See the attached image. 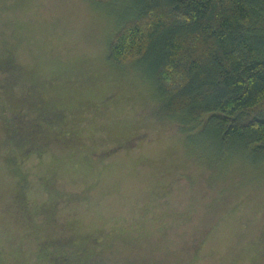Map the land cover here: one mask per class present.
<instances>
[{
	"label": "rangeland",
	"instance_id": "1",
	"mask_svg": "<svg viewBox=\"0 0 264 264\" xmlns=\"http://www.w3.org/2000/svg\"><path fill=\"white\" fill-rule=\"evenodd\" d=\"M129 7L0 0V264H50L37 256L43 242L136 228L164 231L137 251L116 245L107 264H264V164L208 155L207 128L182 132L140 63L107 62ZM47 103L64 110L77 137L20 158L8 111L34 116ZM171 210L184 222L172 225Z\"/></svg>",
	"mask_w": 264,
	"mask_h": 264
},
{
	"label": "trees",
	"instance_id": "2",
	"mask_svg": "<svg viewBox=\"0 0 264 264\" xmlns=\"http://www.w3.org/2000/svg\"><path fill=\"white\" fill-rule=\"evenodd\" d=\"M126 1L130 10L108 42L107 62L116 67L140 63L160 108L181 123L182 132L199 124L207 128L208 155L264 164V0ZM36 99L26 100L38 105ZM33 112L8 111L6 133L17 156L39 158L48 153V142L73 143L77 136L65 128L64 110L47 103ZM165 215L172 225L186 218L175 210ZM156 229L71 235L39 244L37 256L50 264H107L116 245L137 251ZM260 250L264 253V246Z\"/></svg>",
	"mask_w": 264,
	"mask_h": 264
}]
</instances>
